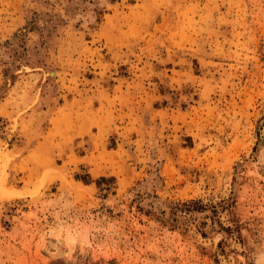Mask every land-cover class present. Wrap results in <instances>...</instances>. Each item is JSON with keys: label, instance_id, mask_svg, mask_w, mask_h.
Here are the masks:
<instances>
[{"label": "rangeland", "instance_id": "374dc122", "mask_svg": "<svg viewBox=\"0 0 264 264\" xmlns=\"http://www.w3.org/2000/svg\"><path fill=\"white\" fill-rule=\"evenodd\" d=\"M0 264H264V0H0Z\"/></svg>", "mask_w": 264, "mask_h": 264}, {"label": "bare ground", "instance_id": "6f19581e", "mask_svg": "<svg viewBox=\"0 0 264 264\" xmlns=\"http://www.w3.org/2000/svg\"><path fill=\"white\" fill-rule=\"evenodd\" d=\"M10 82V81H9ZM73 242V241H72ZM70 246H72V245H70ZM70 250H68V253H70V252H72V250H73V248L71 247V248H69ZM44 250L45 251H48L47 250V246L45 245L44 246ZM57 252V251H56ZM63 252H65V251H63ZM65 253H67V252H65ZM57 255H60V254H62V252L60 251V250H58V252L56 253Z\"/></svg>", "mask_w": 264, "mask_h": 264}]
</instances>
